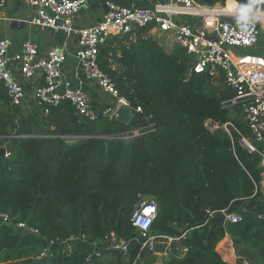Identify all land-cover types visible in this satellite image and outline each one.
Returning <instances> with one entry per match:
<instances>
[{"label": "trees", "instance_id": "obj_1", "mask_svg": "<svg viewBox=\"0 0 264 264\" xmlns=\"http://www.w3.org/2000/svg\"><path fill=\"white\" fill-rule=\"evenodd\" d=\"M152 30L113 35L99 53L120 93L143 107L130 124L90 122L69 101L47 115L30 101L27 113L0 85V149L12 153L0 154V264H153L156 255L131 221L136 203L150 196L158 204L150 233L179 238L166 264H226L217 246L227 234L238 264H264L263 156L241 143L252 133L240 107H224L233 91L223 76L191 73L193 56L162 45ZM247 53L264 57L262 42ZM209 118L220 127L208 129ZM149 122L155 129L145 135L119 136ZM223 209L242 220L213 229L202 223L209 210ZM111 231L128 242L126 252L107 248Z\"/></svg>", "mask_w": 264, "mask_h": 264}, {"label": "built area", "instance_id": "obj_2", "mask_svg": "<svg viewBox=\"0 0 264 264\" xmlns=\"http://www.w3.org/2000/svg\"><path fill=\"white\" fill-rule=\"evenodd\" d=\"M22 1L33 12L25 19H20L18 25L27 22L49 28L62 32L65 38L61 43L46 49L32 39H26L18 50H13L11 39L0 37V85L5 88L12 106H22L31 100L47 115L54 107L69 101L76 113L90 122L101 118L117 120L118 110L122 107H130L132 117L135 113H143L142 105L131 106L130 99L120 93L111 77L100 67L99 53L113 35L130 34L135 39L137 30L152 26L153 29L169 33L176 45L193 56L191 73L207 74L213 78L223 76L233 91L232 97L224 102V107H240L252 133V138L243 136L241 143L250 152L259 151L262 154L264 167V149L259 150L255 146V142L264 143V65L258 64L264 57L247 53L261 42L264 46V16L255 20L246 32H242L235 19L237 12L225 11L228 0L224 5L217 3L212 6L197 0H151L150 6L120 5L108 0V9L102 20L78 27L75 17L92 0ZM7 3L8 0H0V19L4 18ZM70 57L73 63L67 68L66 63ZM90 82L109 96L108 102L102 106L92 103L86 88ZM228 124L234 126L232 122L225 123L223 127L227 131L230 130ZM206 126L210 130L220 127L213 119H208ZM154 129L155 123L149 122L144 126L130 128L119 136L140 137ZM4 156L11 157L12 153L5 148ZM261 184L264 193V171ZM221 211L226 221L239 222L243 218L238 212ZM216 212L208 211L205 224ZM157 214L156 200L153 197H141L131 218L133 226L143 238V247L154 254H159L156 246L160 239H167L169 244L179 240L150 233ZM18 225L28 227L26 223ZM29 229L38 233L35 228ZM105 240L107 248L127 251L128 242L115 231L108 233ZM230 248L231 243L228 242L221 247L222 258L226 264H238L233 244L232 254L228 256ZM186 250L183 248V252ZM95 252L101 254L97 248ZM46 256L48 248L38 257ZM242 264L250 262L244 259Z\"/></svg>", "mask_w": 264, "mask_h": 264}, {"label": "crops", "instance_id": "obj_3", "mask_svg": "<svg viewBox=\"0 0 264 264\" xmlns=\"http://www.w3.org/2000/svg\"><path fill=\"white\" fill-rule=\"evenodd\" d=\"M108 0H92L89 5L85 6L81 12L75 17V23L78 27L88 26L95 23H98L104 17L107 12ZM118 3H122L124 5H137V6H150L152 4L151 0H114ZM31 7L25 4L22 0H8L7 6L3 12V19H0V37L7 36L11 39L12 49L18 50L20 48L21 43L26 39H32L33 41L39 43L43 49H46L49 46L61 43L65 36L62 32H56L49 28H42L36 25L29 26L31 24L27 22L21 23L18 25L14 22L15 19H25L29 14ZM236 7L231 5L225 7L226 12H237ZM190 19V18H188ZM193 20H195L193 18ZM29 24V25H27ZM29 26V27H28ZM29 28L26 31V28ZM153 33L159 36V40L162 45H170V47L176 46L172 36L169 33L161 31L159 29H153ZM72 59V61H70ZM66 63V67H70L73 63V58L71 57ZM258 64L264 65V58L258 61ZM31 84V83H30ZM87 92L89 97L92 100V103L96 106H102L104 102H108L109 96L102 92L94 83L90 82L87 85ZM151 197V196H150ZM179 241V240H176ZM226 242L231 243V248L228 256L232 254V239L230 235H226L225 238L218 244L217 250L221 253V247L226 245ZM158 248L157 251L159 254H155L156 258L153 264H166L171 253H172V242L169 244L167 240L160 239L159 243H157ZM179 248V247H178ZM179 251L181 255L183 249L180 248Z\"/></svg>", "mask_w": 264, "mask_h": 264}, {"label": "clouds", "instance_id": "obj_4", "mask_svg": "<svg viewBox=\"0 0 264 264\" xmlns=\"http://www.w3.org/2000/svg\"><path fill=\"white\" fill-rule=\"evenodd\" d=\"M262 16H264V9L258 7V0H247L246 3L242 2L239 4L235 19L240 30L246 32L249 26Z\"/></svg>", "mask_w": 264, "mask_h": 264}, {"label": "water", "instance_id": "obj_5", "mask_svg": "<svg viewBox=\"0 0 264 264\" xmlns=\"http://www.w3.org/2000/svg\"><path fill=\"white\" fill-rule=\"evenodd\" d=\"M19 20L15 19L14 22L17 23ZM119 120L124 124H130L132 121V111L130 107H122L118 110ZM5 148L0 149V154L4 156ZM207 220V216L202 220L204 224ZM208 224L211 226V229L216 226H224L226 224L225 214L222 211H217L213 217L210 218Z\"/></svg>", "mask_w": 264, "mask_h": 264}, {"label": "rangeland", "instance_id": "obj_6", "mask_svg": "<svg viewBox=\"0 0 264 264\" xmlns=\"http://www.w3.org/2000/svg\"><path fill=\"white\" fill-rule=\"evenodd\" d=\"M29 11H31L30 13L33 12L32 9H29ZM27 25H29V24H27ZM29 26H32V25H29ZM29 26H28V27H29ZM28 27L26 28V31H28V29H29ZM259 49H260V47H259ZM70 61H72V59H70ZM30 101H31V100H29L28 103H30ZM31 103H32V102H31ZM34 106H35V103H33L32 106L24 105V106L21 107V109H22V111L28 113V112H31V111H32V109L34 108ZM3 146H4V145H3ZM3 146H2V147H3Z\"/></svg>", "mask_w": 264, "mask_h": 264}, {"label": "bare ground", "instance_id": "obj_7", "mask_svg": "<svg viewBox=\"0 0 264 264\" xmlns=\"http://www.w3.org/2000/svg\"><path fill=\"white\" fill-rule=\"evenodd\" d=\"M239 6V5H238Z\"/></svg>", "mask_w": 264, "mask_h": 264}]
</instances>
